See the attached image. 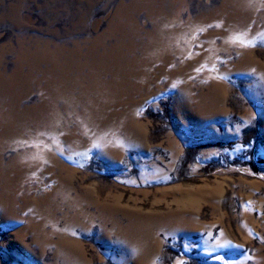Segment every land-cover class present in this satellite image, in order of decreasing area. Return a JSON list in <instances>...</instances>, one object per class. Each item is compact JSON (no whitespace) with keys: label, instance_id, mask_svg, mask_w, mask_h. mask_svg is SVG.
<instances>
[{"label":"rangeland","instance_id":"374dc122","mask_svg":"<svg viewBox=\"0 0 264 264\" xmlns=\"http://www.w3.org/2000/svg\"><path fill=\"white\" fill-rule=\"evenodd\" d=\"M0 264H264V0H0Z\"/></svg>","mask_w":264,"mask_h":264},{"label":"snow or ice","instance_id":"6c2138e0","mask_svg":"<svg viewBox=\"0 0 264 264\" xmlns=\"http://www.w3.org/2000/svg\"><path fill=\"white\" fill-rule=\"evenodd\" d=\"M242 42H244L245 44H247V42H246V41H242ZM194 71H199V68H197V69H194ZM61 154H63V153H61Z\"/></svg>","mask_w":264,"mask_h":264}]
</instances>
